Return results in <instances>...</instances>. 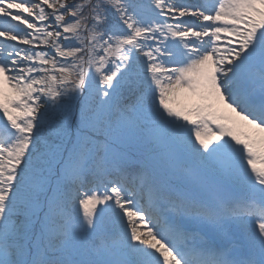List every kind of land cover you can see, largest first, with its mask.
Returning <instances> with one entry per match:
<instances>
[{
	"label": "snow or ice",
	"instance_id": "snow-or-ice-1",
	"mask_svg": "<svg viewBox=\"0 0 264 264\" xmlns=\"http://www.w3.org/2000/svg\"><path fill=\"white\" fill-rule=\"evenodd\" d=\"M0 264H264V0H0Z\"/></svg>",
	"mask_w": 264,
	"mask_h": 264
},
{
	"label": "rangeland",
	"instance_id": "rangeland-1",
	"mask_svg": "<svg viewBox=\"0 0 264 264\" xmlns=\"http://www.w3.org/2000/svg\"><path fill=\"white\" fill-rule=\"evenodd\" d=\"M191 1H194V0H191ZM191 1H189V2H191Z\"/></svg>",
	"mask_w": 264,
	"mask_h": 264
}]
</instances>
